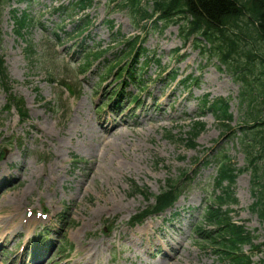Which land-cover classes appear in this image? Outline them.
I'll return each instance as SVG.
<instances>
[{
  "label": "rangeland",
  "instance_id": "1",
  "mask_svg": "<svg viewBox=\"0 0 264 264\" xmlns=\"http://www.w3.org/2000/svg\"><path fill=\"white\" fill-rule=\"evenodd\" d=\"M9 1L0 16V58L10 79L5 83L0 73V264H228L197 231L208 202L222 190L215 180L217 167L209 163L218 150L243 169L234 186L238 203L230 206L231 217L245 225L256 245L263 241L264 226L250 210L251 173L245 170L246 152L236 132L243 121L240 86L216 60H206L209 53L183 42L175 25L143 32L128 9L112 8L107 0H93L85 12L90 30L79 38L74 21L82 13L55 10L69 0ZM13 8L35 19L23 37L14 29ZM117 33L138 38L156 54L142 85L130 86L108 73L109 65L129 50L111 54L124 50L125 39L118 41ZM84 38L90 52L112 49L108 64L95 62L86 71L84 52L78 49ZM12 87L28 109L25 121L15 107L5 108ZM142 87L149 89L141 92ZM121 90L130 98L116 110ZM206 95L231 99L230 132L203 109ZM136 96L139 103H130ZM199 115L205 129L197 147L189 148L184 139ZM113 118L122 123L119 131L99 141L103 131L97 122L105 120L107 126ZM9 149L15 158H8ZM184 173L188 178L176 207L132 226L134 216L155 204L154 196L168 179ZM141 191L149 193L150 201ZM176 213L175 227L165 223ZM150 235L172 240L174 249L162 240L157 242L161 247L153 245ZM143 245H150L148 252ZM156 248L160 251L153 256ZM243 251L252 255L253 264H264V253L250 245Z\"/></svg>",
  "mask_w": 264,
  "mask_h": 264
},
{
  "label": "trees",
  "instance_id": "2",
  "mask_svg": "<svg viewBox=\"0 0 264 264\" xmlns=\"http://www.w3.org/2000/svg\"><path fill=\"white\" fill-rule=\"evenodd\" d=\"M7 2L8 0H0V10ZM108 3L114 8L128 9L135 25L143 23L145 28L177 25L185 41L193 39L202 43L201 49L210 54L209 59H216L240 84V103L245 107L242 111L243 121L237 132L252 173L251 191L254 202L250 208L264 225V165H261L264 160V0H108ZM91 4V0H72L68 3L69 6L61 4L58 9L68 10V7H72L73 10H85ZM12 17L19 36H23L24 31L34 22V18L27 12L18 13L14 9ZM77 23V29L89 25L87 18H82ZM134 42L132 39L126 41L127 47L132 46L131 53L136 48ZM146 52V49H142L136 53L138 57L135 63L140 64V67L143 63L139 59L146 56ZM103 56L102 52L87 54V59L99 60ZM121 63L111 66L110 72L116 69L114 74H117L122 69ZM135 63L128 64L120 71L119 77L125 76V80L134 84L136 78L142 75ZM133 65L137 68L132 67ZM11 102L20 107L22 115L25 114L24 104L20 99L12 97ZM204 107L217 120L223 121L227 131L231 130L229 122L232 121V114L228 99L218 98L211 102L206 97ZM204 129V123H193L185 139L188 147L197 146L196 140ZM214 160L219 173L217 187L223 190L205 211L204 221L209 229L200 228L199 233L207 242L218 246L217 251L229 264H251V257L243 253V246L253 245V239L243 225H237L233 221L231 210L224 209V206L237 203L233 187L238 169L225 152H221ZM182 184L168 180L166 187L156 196L155 210L162 211L172 206L182 194ZM254 247L257 248L255 245Z\"/></svg>",
  "mask_w": 264,
  "mask_h": 264
},
{
  "label": "bare ground",
  "instance_id": "3",
  "mask_svg": "<svg viewBox=\"0 0 264 264\" xmlns=\"http://www.w3.org/2000/svg\"><path fill=\"white\" fill-rule=\"evenodd\" d=\"M172 93H170V95H171ZM154 98H158L157 97V95H155L154 96ZM103 122H105V120L103 121V120H99L98 122H97V125H98V128H100V130L101 131H103L102 132V135H98V139H99V141H102V142H105L107 139H108V137L109 136H113L116 132H118L119 131V127L122 125V123L121 122H117L116 120H113V119H111L110 120V123H108V125L107 126H105V125H102V123ZM108 144L107 145H111V144H113V143H109V142H107ZM16 152H14L12 149H9V154H8V158H15L16 157ZM86 190V188H85V186H84V182H81L80 183V185H79V188H78V191H79V193H83L84 191ZM27 191H25V193H26ZM114 207H118V205H114ZM148 227H150V226H147L146 228L147 229H145V230H143V232H142V236H143V233H145L146 231H149L148 230ZM148 233V232H147ZM141 238V237H140ZM174 240H175V244H181L180 242H179V240L177 239V237H172ZM150 239H151V242L152 241H154V242H158L159 240H162V241H164V244H165V246H171V247H173V249H174V243H173V241L172 240H170V239H168L167 241H165V240H163L164 238L161 236V237H159L158 239H156L155 237H153L152 235H150ZM132 242H135V241H132ZM91 245H87V247H90ZM143 247H144V250L146 251V252H148V250H149V248H150V245H143ZM180 251V247L178 246V249H177V251H176V253H178ZM85 259H87V257L85 258ZM76 261H80V260H76Z\"/></svg>",
  "mask_w": 264,
  "mask_h": 264
}]
</instances>
